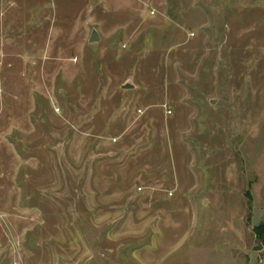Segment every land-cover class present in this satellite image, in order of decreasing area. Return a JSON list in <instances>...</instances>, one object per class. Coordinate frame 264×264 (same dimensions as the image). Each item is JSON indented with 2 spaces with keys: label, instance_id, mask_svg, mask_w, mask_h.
Instances as JSON below:
<instances>
[{
  "label": "rangeland",
  "instance_id": "374dc122",
  "mask_svg": "<svg viewBox=\"0 0 264 264\" xmlns=\"http://www.w3.org/2000/svg\"><path fill=\"white\" fill-rule=\"evenodd\" d=\"M261 225L264 0H0V264H264Z\"/></svg>",
  "mask_w": 264,
  "mask_h": 264
},
{
  "label": "trees",
  "instance_id": "16d2710c",
  "mask_svg": "<svg viewBox=\"0 0 264 264\" xmlns=\"http://www.w3.org/2000/svg\"><path fill=\"white\" fill-rule=\"evenodd\" d=\"M255 231L257 239L264 243V225L258 226Z\"/></svg>",
  "mask_w": 264,
  "mask_h": 264
},
{
  "label": "water",
  "instance_id": "95a60500",
  "mask_svg": "<svg viewBox=\"0 0 264 264\" xmlns=\"http://www.w3.org/2000/svg\"><path fill=\"white\" fill-rule=\"evenodd\" d=\"M97 40H99L98 34L96 32H94L90 38V41L96 42Z\"/></svg>",
  "mask_w": 264,
  "mask_h": 264
},
{
  "label": "crops",
  "instance_id": "0c3cea01",
  "mask_svg": "<svg viewBox=\"0 0 264 264\" xmlns=\"http://www.w3.org/2000/svg\"><path fill=\"white\" fill-rule=\"evenodd\" d=\"M91 38V37H90Z\"/></svg>",
  "mask_w": 264,
  "mask_h": 264
}]
</instances>
